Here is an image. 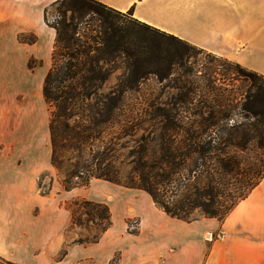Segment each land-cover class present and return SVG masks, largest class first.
I'll return each instance as SVG.
<instances>
[{
  "label": "trees",
  "instance_id": "trees-1",
  "mask_svg": "<svg viewBox=\"0 0 264 264\" xmlns=\"http://www.w3.org/2000/svg\"><path fill=\"white\" fill-rule=\"evenodd\" d=\"M50 8L55 11L52 21L45 17ZM122 16V11L97 0H55L44 9V20L55 33L50 65L41 87L43 100L50 107V164L62 176L64 190L86 187L90 179L101 178L144 190L170 217L190 222L198 218L192 216L198 211L199 217L221 220L264 178V75L227 59L231 66L227 68L230 75L224 88L229 91L228 106L232 109L235 104L244 119L239 122H226L231 115L215 112L203 100L198 109L191 107L200 119L183 124L177 120L176 110L171 114L164 107L149 103L155 111H151L153 116L164 120L157 131L161 139L159 156L148 161L137 158L134 176L120 183L110 163L102 166L110 145H99L101 125L124 105L126 91L137 87L134 81L150 74L165 79L175 73V67L182 68L180 76L184 79L176 85L179 100L191 104L195 87L189 76L197 61H190L192 55L176 46L169 47L162 38L204 51L134 17L129 21ZM21 36V42L36 39L33 34L29 40ZM41 62L30 57L27 65L32 69ZM118 63L123 64L126 78L115 88L100 92ZM235 82H239V87ZM83 107L90 113L77 111ZM201 108H208L205 116ZM188 110L185 106L184 111ZM220 114L224 123L219 121ZM75 115L80 120L70 123ZM75 157L77 161L72 162ZM80 158L82 162L78 161ZM69 205L70 220L65 231H72L75 237L64 244L60 257L69 245L97 243L112 225L110 210L102 202L81 198ZM119 260L117 252L108 264H119Z\"/></svg>",
  "mask_w": 264,
  "mask_h": 264
},
{
  "label": "rangeland",
  "instance_id": "rangeland-1",
  "mask_svg": "<svg viewBox=\"0 0 264 264\" xmlns=\"http://www.w3.org/2000/svg\"><path fill=\"white\" fill-rule=\"evenodd\" d=\"M94 7L98 8L96 4ZM122 12L123 19L130 21V18H133L128 11ZM54 14V9L50 8L46 11L45 17L48 21H52ZM21 37L29 40L32 34H22ZM162 39L168 42L169 47L176 46L192 55L190 61H197L194 73L189 76L195 87L189 99L192 103H182L179 100L180 90L176 88V85L184 81L180 76L182 68L175 67V73L165 79H159L150 74L140 78L139 81H134L137 87L126 91L123 96L124 105L113 112L110 121L101 125L103 131L99 145L103 147L110 145L104 155L106 160L102 166L110 163L120 183L134 176L133 166L137 158L148 161L159 156L161 139L158 138L157 131L164 120L153 116L151 113L154 111L153 106L149 107V103L164 107L166 112L171 114L176 110L177 120L181 124L200 119V116L192 113L191 107L194 109L201 107L199 103L201 100L212 105L215 112L225 111L226 115H231L230 119L225 120V118L221 119L223 116L220 114L219 121L222 123L244 120L235 104L234 107L231 105L232 109L228 106L229 91L224 87H227L226 78L230 75L227 68L231 65L227 58L211 52L207 54L206 50L199 51L185 44L177 45L169 39ZM15 45L17 44L14 43L13 47L16 49H12L7 61L4 59L0 62V264H108V260L117 252L120 253L119 264H136L137 260L134 256L128 254L130 237L128 231L136 230L138 221L136 218H127L123 221L121 211L115 213L112 227L98 244L69 245L66 248V254L60 257L64 244L75 237L72 231H65L66 227L62 230L63 222L61 221L65 213L63 209L65 207L69 210V204L76 199L87 198L71 197L69 193H66L61 185L62 176L56 168L47 164L46 158L50 147L47 121L50 107L43 100L41 80L32 85H24L20 82L21 76L17 64L15 62L16 65L10 64V56L17 55L18 46ZM47 66L48 58L42 60L41 65L30 70H41ZM126 76L127 72L123 64L118 63L99 91L107 92L115 88ZM208 78L210 81L207 80ZM235 83L239 87V82ZM185 106H188V111H184ZM84 108H76V110L90 113ZM76 110L74 111L77 112ZM207 110L208 108H201L203 116ZM77 115L71 117L69 122L80 120ZM30 125L36 127L38 131L33 137L29 135ZM31 140L35 151L34 158L37 161L36 167L39 171L36 177L33 175L36 185L29 183L28 187H25L26 194H22L17 190V183L20 181L17 173L25 163L26 152L29 151L26 142ZM72 154L77 155L76 152ZM81 158L78 161L82 162ZM71 161H77L76 157ZM27 179L28 176L25 180ZM114 185L112 182V185L108 184L106 188L92 186L89 196L98 198L99 191L104 192L105 196L100 195L103 198H106L108 194L111 196V188L116 189ZM47 191L49 193L47 196H39L40 192ZM110 204L108 207H118ZM192 216L199 218L200 215L198 211H194ZM81 217L85 219L84 216ZM224 218L218 221H223ZM256 230L259 231L257 228ZM258 234L259 237L262 235L264 243V228H261ZM221 235L222 232L217 230L208 236L210 239H216ZM206 236L202 238L208 239L209 237Z\"/></svg>",
  "mask_w": 264,
  "mask_h": 264
},
{
  "label": "crops",
  "instance_id": "crops-1",
  "mask_svg": "<svg viewBox=\"0 0 264 264\" xmlns=\"http://www.w3.org/2000/svg\"><path fill=\"white\" fill-rule=\"evenodd\" d=\"M53 1L0 0V62L7 61L9 53L16 49L14 43L17 44V55L10 56V64H17L20 82L24 85L43 81L50 65L55 33L44 20V9ZM97 1L119 11L131 10L132 16L139 21L264 75V0ZM26 33L33 34L35 41L18 40V35ZM30 57L41 61L48 58L47 68L31 71L27 65ZM29 131L31 137L38 133L33 125ZM26 144L29 147L26 161L17 173L20 180L17 190L22 194H26L29 183L36 185L34 176L39 171L32 140ZM46 159L50 166V147ZM27 176L29 181L25 180ZM108 184L112 185V182L92 178L86 187L77 186L64 191L71 197L82 196L107 206L110 203L117 205L108 207L112 225L115 213L120 211L123 221L137 219L136 230L128 231V254L134 256L136 264H264V243L262 235L259 237L258 234L264 228V178L223 221L199 217L186 222L170 217L144 190L116 183H113L116 189L111 188V196L101 197L105 196L102 191L98 192V198L89 196L92 186L106 188ZM48 194L39 193V196ZM63 210L62 230L70 220V211L65 207ZM110 228L92 245L98 244ZM217 230L222 232L219 238H202Z\"/></svg>",
  "mask_w": 264,
  "mask_h": 264
},
{
  "label": "built area",
  "instance_id": "built-area-1",
  "mask_svg": "<svg viewBox=\"0 0 264 264\" xmlns=\"http://www.w3.org/2000/svg\"><path fill=\"white\" fill-rule=\"evenodd\" d=\"M208 235H209V234H208ZM208 235H207L206 237H209Z\"/></svg>",
  "mask_w": 264,
  "mask_h": 264
},
{
  "label": "snow or ice",
  "instance_id": "snow-or-ice-1",
  "mask_svg": "<svg viewBox=\"0 0 264 264\" xmlns=\"http://www.w3.org/2000/svg\"><path fill=\"white\" fill-rule=\"evenodd\" d=\"M130 6H134V5H130Z\"/></svg>",
  "mask_w": 264,
  "mask_h": 264
}]
</instances>
